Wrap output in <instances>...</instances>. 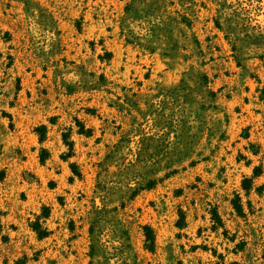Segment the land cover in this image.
I'll return each instance as SVG.
<instances>
[{"label":"rangeland","instance_id":"374dc122","mask_svg":"<svg viewBox=\"0 0 264 264\" xmlns=\"http://www.w3.org/2000/svg\"><path fill=\"white\" fill-rule=\"evenodd\" d=\"M0 264H264V0H0Z\"/></svg>","mask_w":264,"mask_h":264},{"label":"trees","instance_id":"16d2710c","mask_svg":"<svg viewBox=\"0 0 264 264\" xmlns=\"http://www.w3.org/2000/svg\"><path fill=\"white\" fill-rule=\"evenodd\" d=\"M236 208L238 210H241L242 209L240 205H236ZM40 234H43V232H41ZM147 238H148V241H150L151 244L154 242V238H153L152 234L148 233L147 234Z\"/></svg>","mask_w":264,"mask_h":264}]
</instances>
